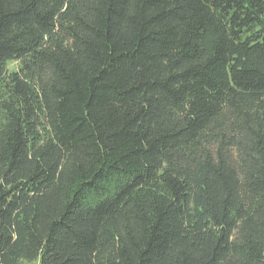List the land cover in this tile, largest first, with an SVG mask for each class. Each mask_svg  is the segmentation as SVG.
I'll return each mask as SVG.
<instances>
[{"label":"trees","instance_id":"16d2710c","mask_svg":"<svg viewBox=\"0 0 264 264\" xmlns=\"http://www.w3.org/2000/svg\"><path fill=\"white\" fill-rule=\"evenodd\" d=\"M34 262L264 264V0H0V264Z\"/></svg>","mask_w":264,"mask_h":264},{"label":"rangeland","instance_id":"374dc122","mask_svg":"<svg viewBox=\"0 0 264 264\" xmlns=\"http://www.w3.org/2000/svg\"><path fill=\"white\" fill-rule=\"evenodd\" d=\"M19 65H20V64L17 63V62H13V61H11V62L8 63V70H9V71H16V70H18ZM26 264H39V263L34 262V263H26Z\"/></svg>","mask_w":264,"mask_h":264}]
</instances>
